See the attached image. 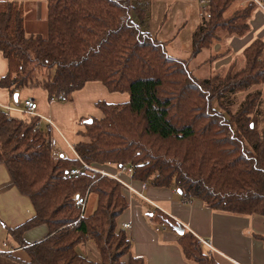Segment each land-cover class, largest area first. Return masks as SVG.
<instances>
[{"label":"trees","instance_id":"trees-1","mask_svg":"<svg viewBox=\"0 0 264 264\" xmlns=\"http://www.w3.org/2000/svg\"><path fill=\"white\" fill-rule=\"evenodd\" d=\"M150 1L46 0V36L25 34L22 3L0 1V53L7 61L1 89L13 94L39 88L48 101H70L87 83L99 82L110 93L129 95L123 104L96 103L101 118L83 123L72 159L52 158L50 132L37 117L7 118L0 108V163L35 212L7 230L26 252V264H145L131 254L125 232L116 230L128 208L121 184L98 173L68 177L80 162L130 167L133 180L172 189L182 202L201 201L215 213L264 217L261 94H248L234 109L237 93L264 85V42L252 41L242 52L243 66L231 65L223 75L201 79L189 67L218 34L244 36L256 4L226 18L237 0H208L189 57L179 59L143 28ZM88 187L95 207L77 221L72 197ZM150 215L158 224L180 227L156 209ZM39 225L48 227V237L26 245L23 234ZM256 237L264 244V236ZM88 242L100 262L77 253ZM177 245L190 264H216L187 231Z\"/></svg>","mask_w":264,"mask_h":264},{"label":"crops","instance_id":"crops-1","mask_svg":"<svg viewBox=\"0 0 264 264\" xmlns=\"http://www.w3.org/2000/svg\"><path fill=\"white\" fill-rule=\"evenodd\" d=\"M0 1L22 3L25 34L27 36H46V0ZM199 1L154 0L148 2L143 24L144 30L157 40L167 42L166 49L170 46L174 52H178L181 47L178 40L188 22L186 18L187 5L191 3L193 7L189 11V20L192 24L187 29L185 40V48L188 52L186 58H188L191 51V35L201 20L198 13ZM259 1L237 0L231 4L224 14L226 18L235 11L244 8L248 2L256 4L249 19V31L242 37L218 34L217 40L214 41V49L212 52L209 51L208 57L195 63L201 52L207 49L202 50L190 61L189 67L191 63H194V68L200 70L202 66L208 65L215 75L225 74L231 65H235L237 68V57L243 56V50L252 41L260 39L264 42V7ZM158 4H162V7ZM155 10L159 11V18L156 17ZM153 11L156 13L154 17L152 16ZM217 55L220 56L208 62L211 57ZM6 72L7 61L0 53V78ZM194 76L196 75L194 74ZM14 93L18 94L16 102L13 101ZM14 93L9 94L0 88V108L2 110L5 107L10 108V117L23 118L26 117L21 112L24 101L29 98L33 99L37 105L36 116L41 118L40 126L48 128L50 132L51 156L70 159L77 158L73 145L81 140L78 133L83 131V123L88 122L91 118L89 114L97 110L96 103L123 104L129 100L127 93H110L99 82L87 83L81 90L73 94L70 101L65 102L48 101L46 92L39 88L23 89ZM96 166L99 170L116 176L136 192L142 193L143 198L122 188V195L128 208L116 219V230L125 232L130 241L131 254L142 258L145 264H190L183 259L177 245L180 235L167 225L159 228L161 224L152 220L150 213L155 209L178 223L184 232L187 231L195 237L209 240L213 247L210 257L216 264H264V244L256 237L264 236V217L215 213L201 201L182 202L172 189L154 188L146 184V188L142 190L140 182L133 180L127 173L121 172L120 168L115 165ZM34 214V208L29 198L17 190L7 168L0 163V264H26L28 262V256L23 247H19L7 237V230L22 225ZM124 224H128L129 228L123 229ZM156 229L159 230L156 231ZM48 235V227L39 225L26 231L22 238L24 243L29 246L43 241ZM90 244L94 246L92 242H88L83 247H77L76 251L89 261L98 263L101 259L100 254L97 249L95 251L92 247H87ZM203 252L205 253L204 249ZM127 259L125 257L123 260L127 261Z\"/></svg>","mask_w":264,"mask_h":264},{"label":"built area","instance_id":"built-area-1","mask_svg":"<svg viewBox=\"0 0 264 264\" xmlns=\"http://www.w3.org/2000/svg\"><path fill=\"white\" fill-rule=\"evenodd\" d=\"M207 3H208V0H200L199 1L198 10H199L200 14L204 13ZM51 101L65 102L66 99L63 96H59L58 98H52ZM36 106L37 105H36L35 101L33 99L29 98L26 101H24L23 108H22L21 112L24 115L29 116V117H37L36 116ZM9 111H10V108H8V107H5L3 109V112L7 118H10ZM40 122H41V118H38L37 125H40ZM46 122L48 124H50L49 121L46 120ZM120 171L125 172L130 176L132 175V169L130 167L120 168ZM83 173H98L100 177H110V178L118 181L121 184L122 188H126L129 192L135 193L137 196L143 198V195L141 192H136L132 188L126 186L116 176L109 175V174L105 173L104 171L99 170V168L96 165H87L85 163L80 162V166L71 168L68 171L67 176L68 177H77V176L82 175ZM145 188H146V183H141V189L144 190ZM88 194H89V187L87 188V190L85 191L84 194L76 193L72 197L74 206L79 210V215H78L77 221H79L80 219H82L86 215L85 210H86V206H87ZM163 226H164V224H161L159 228H162ZM122 228L128 229L129 225L124 224L122 226ZM158 230L159 229H156V231H158ZM196 240H197L200 248L202 250L204 249L205 253L208 256H210L211 252L213 251V247H212L211 242L207 239H203L200 237H196Z\"/></svg>","mask_w":264,"mask_h":264},{"label":"rangeland","instance_id":"rangeland-1","mask_svg":"<svg viewBox=\"0 0 264 264\" xmlns=\"http://www.w3.org/2000/svg\"><path fill=\"white\" fill-rule=\"evenodd\" d=\"M189 2H190V0H189ZM160 3H162V2H160ZM158 5H160V7H162V4H158ZM192 5H191V3H189L188 5H187V20H188V22H187V25H186V27H185V29L184 30H182V32H181V36H180V39L178 40V42H179V44H181V47H180V49H179V51L178 52H174L173 51V49H172V47H167V49H166V51H167V53H168V55H170V56H172V57H176V58H180V59H184V58H186L187 56H188V52L186 51V48H185V40H186V33H187V29L191 26V21L189 20L190 19V13H189V11H191V9H192ZM156 11V13H154V11L152 12V16L154 17V14H156V17L157 18H159V11H157V10H155ZM198 13H199V10H198ZM226 15H227V13H226ZM199 16H200V19H201V17L203 16V13L202 14H200L199 13ZM224 17H226L225 15H224ZM176 24H177V22H176ZM214 45H215V43H213V45H212V47L209 49V50H204V51H202L201 52V54H200V56H199V58H198V60L195 62V63H197L198 61H202V60H205L207 57H208V53H209V51H213V49H214ZM174 50H176V49H174ZM237 68L239 69V68H241L242 67V65H243V56H239V57H237ZM194 63H191V66H190V69L192 70V72L196 75V76H198V77H200V78H208L209 76H213V75H215V72L214 71H212L211 70V68L208 66V65H205V66H202V68L200 69V70H198V69H195L194 68ZM220 74H222V72H219ZM253 92H259L260 94H261V104L262 103H264V85H255V86H252V87H250L249 89H247L246 91H243V92H240V93H237L235 96H234V109H237L238 108V106L241 104V102L244 100V98L248 95V94H250V93H253ZM89 116L90 117H94V118H97V119H99V118H101V113L99 112V111H95V112H93V113H90L89 114ZM82 126V125H81ZM78 128H81L80 126H78ZM53 159H55V158H57V157H52ZM93 165H100V164H93ZM106 165V164H105ZM117 167V166H116ZM128 168V167H127ZM140 183H142V182H140ZM87 190V189H86ZM85 190V191H86ZM85 193V192H84ZM83 193V194H84ZM81 194V193H80ZM74 196V195H73ZM95 201H96V199H95V197L94 196H92V195H90V193L88 194V199H87V205L89 206H86V210H85V213L87 214V213H89L90 211H92L93 209H94V207H95ZM88 207V208H87ZM181 227V226H180ZM91 245V244H90ZM90 245H87V247H92V249L93 250H95V251H97L96 250V248H95V246H90Z\"/></svg>","mask_w":264,"mask_h":264},{"label":"water","instance_id":"water-1","mask_svg":"<svg viewBox=\"0 0 264 264\" xmlns=\"http://www.w3.org/2000/svg\"><path fill=\"white\" fill-rule=\"evenodd\" d=\"M17 96L18 94L17 93H14L13 94V101L16 102L17 101ZM90 122V121H88ZM174 230L179 234V235H182L184 233V229L182 227H176L174 228Z\"/></svg>","mask_w":264,"mask_h":264}]
</instances>
